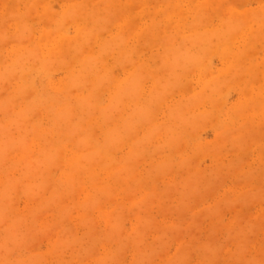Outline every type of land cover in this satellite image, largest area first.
Segmentation results:
<instances>
[{
	"label": "rangeland",
	"instance_id": "obj_1",
	"mask_svg": "<svg viewBox=\"0 0 264 264\" xmlns=\"http://www.w3.org/2000/svg\"><path fill=\"white\" fill-rule=\"evenodd\" d=\"M0 264H264V0H0Z\"/></svg>",
	"mask_w": 264,
	"mask_h": 264
}]
</instances>
